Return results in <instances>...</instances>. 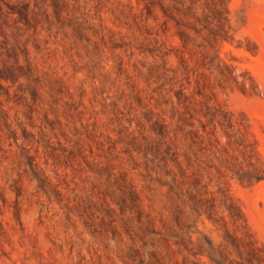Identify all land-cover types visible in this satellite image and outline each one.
I'll return each instance as SVG.
<instances>
[{
    "label": "rangeland",
    "instance_id": "rangeland-1",
    "mask_svg": "<svg viewBox=\"0 0 264 264\" xmlns=\"http://www.w3.org/2000/svg\"><path fill=\"white\" fill-rule=\"evenodd\" d=\"M0 264H264V0H0Z\"/></svg>",
    "mask_w": 264,
    "mask_h": 264
}]
</instances>
